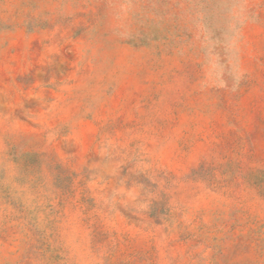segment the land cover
<instances>
[{
    "label": "rangeland",
    "instance_id": "obj_1",
    "mask_svg": "<svg viewBox=\"0 0 264 264\" xmlns=\"http://www.w3.org/2000/svg\"><path fill=\"white\" fill-rule=\"evenodd\" d=\"M0 264H264V0H0Z\"/></svg>",
    "mask_w": 264,
    "mask_h": 264
}]
</instances>
